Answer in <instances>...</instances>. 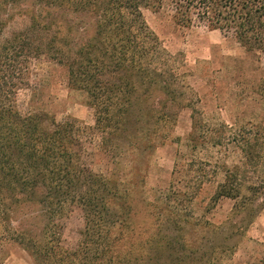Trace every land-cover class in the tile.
Instances as JSON below:
<instances>
[{"label":"trees","instance_id":"obj_1","mask_svg":"<svg viewBox=\"0 0 264 264\" xmlns=\"http://www.w3.org/2000/svg\"><path fill=\"white\" fill-rule=\"evenodd\" d=\"M25 4L26 11H14ZM144 8L168 12L183 27L198 22L232 34L260 65L264 60V0H0V264L12 239L36 264H219L260 211L253 198L239 203L226 176L215 198L236 199L238 214H245L232 242L233 219L214 226L206 240H187L171 214L139 226L142 208L129 184L153 152V134L175 115L179 83ZM15 16L28 23L14 27ZM42 56L65 69L71 87L88 92L94 128L114 158L109 174L83 162L75 122L17 108V90L30 84V62ZM125 169L134 177L122 176ZM67 203H78L85 215L76 250L46 241L58 232L56 217Z\"/></svg>","mask_w":264,"mask_h":264},{"label":"rangeland","instance_id":"obj_2","mask_svg":"<svg viewBox=\"0 0 264 264\" xmlns=\"http://www.w3.org/2000/svg\"><path fill=\"white\" fill-rule=\"evenodd\" d=\"M27 8L25 4L14 11ZM143 15L171 55L170 67L179 83L178 99L173 103L175 115L153 134V152L141 164L137 179L129 184L136 204L142 208L139 226L144 229L157 217L161 223L171 214L187 240H206L213 236L210 230L214 226L233 219L237 226L229 232L232 242L245 214H238L236 199L215 198L219 183L229 176L236 186L234 193L240 194L239 203L253 198V207L261 209L237 247L221 254L219 264H261L264 60L260 65L257 55L247 51L232 34L210 29L204 23L183 27L168 12L152 8H144ZM27 23V18L15 16L12 25ZM27 77L30 84L17 90V108L23 114L43 111L57 121L75 122L83 139V162L95 172L109 174L114 158L104 153L102 133L94 128L95 112L88 92L71 87L65 69L46 56L31 60ZM115 153L120 154L118 150ZM134 174L131 169L121 173L128 178ZM196 180L202 183L198 190L193 187ZM56 222L58 232L48 235L46 241L76 250L85 228L82 206L67 203ZM3 253L4 264H36L21 240L7 242Z\"/></svg>","mask_w":264,"mask_h":264}]
</instances>
